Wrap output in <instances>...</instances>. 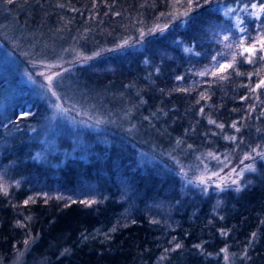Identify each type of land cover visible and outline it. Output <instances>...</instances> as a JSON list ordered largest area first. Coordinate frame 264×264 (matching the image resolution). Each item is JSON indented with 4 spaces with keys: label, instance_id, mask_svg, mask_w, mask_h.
Returning a JSON list of instances; mask_svg holds the SVG:
<instances>
[{
    "label": "trees",
    "instance_id": "trees-1",
    "mask_svg": "<svg viewBox=\"0 0 264 264\" xmlns=\"http://www.w3.org/2000/svg\"><path fill=\"white\" fill-rule=\"evenodd\" d=\"M20 1V16H35L45 32L80 35L91 56L80 67L84 82L129 91L133 122L158 132L153 149L188 161L218 155L231 179L212 192L187 187L171 157L137 166L120 139L103 158L49 169L31 159L35 146L20 131L2 134L0 180L9 182L0 186V257L36 237L32 252L46 264H264V53L256 43L264 13L242 22L239 42L221 12L264 0ZM9 103L7 132L17 112ZM30 108L44 112L36 101ZM254 161V172L232 178Z\"/></svg>",
    "mask_w": 264,
    "mask_h": 264
},
{
    "label": "rangeland",
    "instance_id": "rangeland-1",
    "mask_svg": "<svg viewBox=\"0 0 264 264\" xmlns=\"http://www.w3.org/2000/svg\"><path fill=\"white\" fill-rule=\"evenodd\" d=\"M8 2L0 0V123L7 119L4 110L9 102L17 112L6 122L12 130L3 131L0 124L1 136L12 138L15 131H20L35 146L31 159L49 169L86 163L93 156L103 158L109 145L120 144V139L126 145L123 155L132 156L137 166H152L160 160L159 155L171 157L184 174L182 180L187 187H197L203 179L206 189L212 192L217 184L222 187V183H229L231 177L223 173L224 164L218 155L195 153L188 161L186 153L174 156L153 149L157 146L150 142L158 132L142 127V121L133 122L129 91L92 89L84 82L80 67L91 56L82 52L80 35L45 32L35 16H20L25 14L20 0ZM221 12L237 29L239 42L246 38L238 35L242 22L261 13L259 6L254 9L252 5L228 6ZM32 101L44 109L42 116L38 112L32 116ZM130 141L136 142L134 146ZM152 149L154 152L149 153ZM248 165L255 168L256 161ZM251 172L232 178L240 179ZM7 182V178L1 179L0 186H8ZM35 241L36 237H31L14 255L0 257V264H46V254L32 252Z\"/></svg>",
    "mask_w": 264,
    "mask_h": 264
},
{
    "label": "snow or ice",
    "instance_id": "snow-or-ice-1",
    "mask_svg": "<svg viewBox=\"0 0 264 264\" xmlns=\"http://www.w3.org/2000/svg\"><path fill=\"white\" fill-rule=\"evenodd\" d=\"M9 2H11V0H9ZM252 8L256 9L257 8V5H255V4L252 5ZM259 12L264 13V4L259 5ZM256 18L259 19V15L258 14H257V17ZM241 31H243V29H241ZM256 43H259V45H260L259 51L262 52V53H264V37L258 38L257 41H256ZM256 43L249 44L247 47L244 48V52L249 53V57L246 58L249 63L252 62V60H251L250 57L253 56V55H255L256 52H257ZM260 58L261 59H264V56H261ZM213 59H215V58H213ZM233 59H235V57ZM220 67L222 69H227V68L232 67V64L229 63V64H226V65H221ZM206 74H208V73L207 72H201V73H199V75H201V76L206 75ZM49 83H51V77L49 78ZM260 85H264V81H261L260 84L257 85V87H260ZM209 123H215V122L210 120ZM218 127H221L222 128L223 125H218ZM233 127H235V124L233 125ZM237 131H239L238 128H237ZM232 139H235V137H233ZM259 155L261 156V158H264V152L259 153ZM252 158L253 157H251L249 155H245V157H244L245 160L252 159ZM242 163H243V161H242ZM246 171H255V168H253L251 165H248L244 169H241L240 172H236V169H232V172L236 173V175L238 177L239 176H242L243 173L246 172ZM214 175H218V174H214ZM224 179H227V177H225ZM200 183L203 184V183H205V181L203 179H201ZM231 183L237 185L236 191H240V187H239L238 180L233 179L231 181ZM216 186L218 188L221 187L220 184H217ZM25 203H28V201H25ZM82 203L89 204V203H94V201H92V202L82 201ZM113 230H115V229H113ZM253 235H255V234H253ZM177 247H179V245H177Z\"/></svg>",
    "mask_w": 264,
    "mask_h": 264
}]
</instances>
